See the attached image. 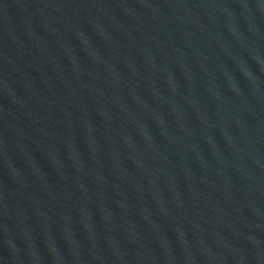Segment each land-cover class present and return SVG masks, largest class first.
<instances>
[{
	"label": "water",
	"instance_id": "1",
	"mask_svg": "<svg viewBox=\"0 0 264 264\" xmlns=\"http://www.w3.org/2000/svg\"><path fill=\"white\" fill-rule=\"evenodd\" d=\"M0 264H264V0H0Z\"/></svg>",
	"mask_w": 264,
	"mask_h": 264
}]
</instances>
